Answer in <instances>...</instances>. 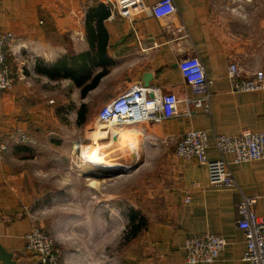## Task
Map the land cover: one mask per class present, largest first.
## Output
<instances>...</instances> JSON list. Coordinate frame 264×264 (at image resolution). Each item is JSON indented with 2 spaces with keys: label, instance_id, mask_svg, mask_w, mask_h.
Masks as SVG:
<instances>
[{
  "label": "crops",
  "instance_id": "1",
  "mask_svg": "<svg viewBox=\"0 0 264 264\" xmlns=\"http://www.w3.org/2000/svg\"><path fill=\"white\" fill-rule=\"evenodd\" d=\"M142 1L143 8L134 15L108 12L103 19L105 55L93 53L98 63L93 75L104 72L81 98H93L102 106L128 87L144 85L145 73L152 74L151 94L171 92L179 98L170 118L135 123L127 130L132 150L138 153L140 147L155 156L165 181L160 196L166 207L142 230L134 264H249L243 259V232L236 227L237 204L241 193L257 196L255 211L264 216V159L234 163L230 154L224 155L238 183L236 189L210 185L206 165L178 157L174 147L186 130L204 129L207 156L218 158L215 133L264 130V88L233 91L226 74L229 62L238 64L242 76L264 71V0H173L176 10L165 18L150 12L157 0ZM99 5L106 7L103 0H0V27L15 37L8 50L9 63L23 75L11 90H0V144H7L0 149V245L13 253L17 264L37 263L25 248L24 235L36 226L33 203L40 195L36 186L51 164L44 165L39 155L28 157L29 150L12 146L11 141L18 130L39 139L52 119L56 121L52 105L62 97L59 91L62 99L73 97L69 92L73 86L81 94L82 86L72 79L61 78L59 86L57 77L50 78L35 66L89 51L87 23L95 25V21L87 16ZM188 55L199 57L212 80L210 113L186 102L201 95L185 82L178 66ZM202 232L223 236L225 247L214 262L187 263L184 239Z\"/></svg>",
  "mask_w": 264,
  "mask_h": 264
},
{
  "label": "rangeland",
  "instance_id": "2",
  "mask_svg": "<svg viewBox=\"0 0 264 264\" xmlns=\"http://www.w3.org/2000/svg\"><path fill=\"white\" fill-rule=\"evenodd\" d=\"M69 92L72 100L62 99L64 94L59 91L62 97L52 105L56 121L52 119L39 139L11 141L12 146L22 145L29 150L28 157L39 155L44 165L51 164L36 186L40 195L33 203L35 225L53 236L61 251V264H134L142 230L166 207L160 196L165 183L160 163L155 156L146 155L143 148L135 153L132 139L127 136L132 161L125 167L117 163L109 168L117 167L115 175L100 177L101 173L82 169L83 157L99 138L98 133L90 135L92 130L105 131L108 127L97 126L100 106L93 98L84 102L75 86ZM117 126L129 130L135 123ZM128 133L124 130L122 136ZM109 141L110 133L98 143L102 147ZM133 213L146 218V226L137 233L130 231Z\"/></svg>",
  "mask_w": 264,
  "mask_h": 264
},
{
  "label": "built area",
  "instance_id": "3",
  "mask_svg": "<svg viewBox=\"0 0 264 264\" xmlns=\"http://www.w3.org/2000/svg\"><path fill=\"white\" fill-rule=\"evenodd\" d=\"M112 16L115 12L123 17L138 13L143 8L142 0H103ZM173 0H157L150 6V12L156 18H165L175 12ZM11 31L0 27V90H11L17 79L23 76L13 71L8 58V50L14 40ZM185 82L200 96L187 99L194 107L210 113L209 87L212 80L206 76L203 63L198 56L188 55L178 61ZM227 78L233 91H253L264 88V71L256 70L242 76L236 62L227 65ZM150 87L135 84L112 97L100 106L96 120L101 124H133L145 121L161 122L173 116L178 107L179 98L171 92L150 93ZM16 139L31 141L27 134L17 131ZM213 145L220 157L207 156L208 135L204 129L190 128L175 143L174 152L178 157L196 159L207 167L210 185H223L239 189L238 183L228 167L224 155L230 154L234 163L264 159V130L244 129L237 135L215 133ZM7 144H0L6 149ZM190 197L186 196V201ZM257 196L241 193L237 204L236 227L243 232L245 250L243 259L249 264H264V216L255 211ZM25 248L37 259V264H61V251L49 231L32 226L24 235ZM223 236L202 232L191 234L184 239V259L187 263L214 262L224 249Z\"/></svg>",
  "mask_w": 264,
  "mask_h": 264
},
{
  "label": "trees",
  "instance_id": "4",
  "mask_svg": "<svg viewBox=\"0 0 264 264\" xmlns=\"http://www.w3.org/2000/svg\"><path fill=\"white\" fill-rule=\"evenodd\" d=\"M108 12V9L103 5H99L97 8L89 10L87 16L88 21H92L93 19L95 21V25L87 23L88 40L91 47L89 51L74 55H65L52 65H45L41 62H37L35 69L50 78H58L61 76L72 79L77 85L82 86L81 94H85L87 90L94 87L102 76L104 69L93 75V69L98 65L93 58V53H96L101 57L105 55L107 32L103 26V19L108 16ZM89 79L90 81L86 83ZM17 148L24 149L25 147L20 145ZM138 216L140 215L137 213L131 215L133 224L130 231L133 233L139 232L146 226V218L143 219L140 216L139 218L141 220H139ZM29 253L33 254L31 251Z\"/></svg>",
  "mask_w": 264,
  "mask_h": 264
},
{
  "label": "bare ground",
  "instance_id": "5",
  "mask_svg": "<svg viewBox=\"0 0 264 264\" xmlns=\"http://www.w3.org/2000/svg\"><path fill=\"white\" fill-rule=\"evenodd\" d=\"M97 123H99L96 120ZM98 127H108L107 130L103 131L98 128V130H92L91 134L98 133L97 137L98 139L94 140L96 142V145H91L89 149V154L83 157V163L81 164L82 169L89 170L94 173H101L100 177H107L111 175H115V171H117V167L114 169H109L117 166L125 167V165L129 164L132 161V152L131 150L126 147L125 138H127V135L122 136V131H127L124 127H119L117 125H114L112 123L109 124H98ZM110 133V141L106 144H103L105 147H101L98 143L99 139L108 137V134ZM128 144V143H127ZM107 147V151L104 150ZM102 148V149H101ZM103 152H101V150ZM113 155L114 157H111L109 155ZM126 160V161H124ZM130 161V162H128ZM120 164V165H119Z\"/></svg>",
  "mask_w": 264,
  "mask_h": 264
},
{
  "label": "water",
  "instance_id": "6",
  "mask_svg": "<svg viewBox=\"0 0 264 264\" xmlns=\"http://www.w3.org/2000/svg\"><path fill=\"white\" fill-rule=\"evenodd\" d=\"M152 79L151 73H145L143 77L144 86H149V82ZM13 253L6 250L2 245H0V262L2 264H17L15 259L12 258Z\"/></svg>",
  "mask_w": 264,
  "mask_h": 264
}]
</instances>
